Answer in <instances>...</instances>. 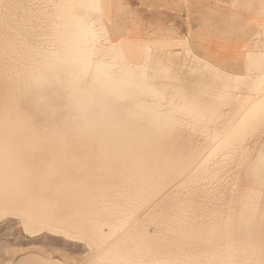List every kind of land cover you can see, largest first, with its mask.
<instances>
[{
    "label": "bare ground",
    "instance_id": "1",
    "mask_svg": "<svg viewBox=\"0 0 264 264\" xmlns=\"http://www.w3.org/2000/svg\"><path fill=\"white\" fill-rule=\"evenodd\" d=\"M105 7L0 0V217L86 247L78 264H264V41L233 21L201 46L221 85L183 86L184 56L117 43Z\"/></svg>",
    "mask_w": 264,
    "mask_h": 264
},
{
    "label": "rangeland",
    "instance_id": "2",
    "mask_svg": "<svg viewBox=\"0 0 264 264\" xmlns=\"http://www.w3.org/2000/svg\"><path fill=\"white\" fill-rule=\"evenodd\" d=\"M148 1L151 3L148 6L149 11H145L143 9L139 10L138 5L130 7L127 0H105V9H108V12L111 13L110 19H108L106 14H102V20L106 23V28L108 30L107 36L115 40L118 39L117 43L122 37L128 40L138 39L139 42L151 45L154 52H160L162 50L167 52L170 50L173 51V57H176L178 54L184 56L186 64L180 68L183 71L181 72L183 79L180 81V84L183 86H193L194 83L205 86L208 83L205 79H207L209 75L215 76L214 73L217 76L221 75V73L219 74V72L215 70L211 71V69L210 73L207 66H205V68L203 67L205 63L208 64L216 60L213 59L214 57L210 54L211 52L203 50L201 46L213 45L210 41L217 36L224 35L229 29H232L233 24L231 23L233 21H241L240 25L236 26L241 27V31L237 36L244 38V40L240 41L244 43L249 40H251L250 43L255 40L264 41V7L261 8L257 14L253 10L252 12L250 9L238 6L233 0H210L209 5H201L197 8V11H194V35H190L185 28H183L184 31H181L179 28L184 26L182 24L190 20L186 17L187 9L191 8L193 3L198 4L199 0H163L162 3H156L153 0V3L151 0ZM142 7L144 6L142 5ZM122 10L127 13V15L129 14L127 16V21L125 19V25H121V23L118 22L121 20L119 17ZM144 12L148 15L145 16ZM196 22L198 24H196ZM116 23L120 32L113 33L112 29L115 27ZM198 33L200 35H198ZM192 36H197L198 40L195 39L197 41H194V37ZM127 39L126 41H128ZM152 43L161 46L154 48ZM195 54H198L199 57ZM195 60H202L200 62L198 61V63L201 64L199 66L197 64V71H195ZM203 61L205 62L204 64ZM239 66L236 72L238 74L244 73L246 70L245 63ZM202 74L204 75L201 77ZM163 75L164 72L161 71V76ZM224 78L225 77L221 75L218 80H215L214 85H221ZM237 79H235L236 82L241 85L242 79ZM173 84H176L174 80ZM238 87L237 90H240L241 87ZM220 108L224 109V104ZM184 118L188 119L189 116L186 117L185 115ZM206 118H209V116H206ZM223 118L221 120L219 119L220 124L225 122ZM203 121L202 123L205 124L209 122L208 119ZM261 131L262 130H260L259 133H261ZM173 132L175 134L180 132L181 135L190 134L197 140L204 138V135H206L201 134L204 133V131L191 128L190 124L183 125V128L179 126L176 128L174 127ZM251 139L252 137L248 136V140ZM262 140L264 141V138ZM248 147L250 150L254 149V151L257 149L253 144ZM236 165H238V162ZM262 166H264V164ZM87 255L88 250L86 247L75 245L65 240L63 237H54V235L48 232L32 234L26 230L19 217L13 215L0 217V264H20L22 261L33 256H43L50 260L59 259L65 261V259H68L69 263L78 264L87 257Z\"/></svg>",
    "mask_w": 264,
    "mask_h": 264
},
{
    "label": "crops",
    "instance_id": "3",
    "mask_svg": "<svg viewBox=\"0 0 264 264\" xmlns=\"http://www.w3.org/2000/svg\"><path fill=\"white\" fill-rule=\"evenodd\" d=\"M128 1V4L130 7H133L135 5H138V9H143L145 11H149L148 10V6L151 4L148 0H127ZM152 1V0H151ZM154 2L158 3V2H163V0H153ZM152 1V3H153ZM234 1V0H233ZM245 1V2H244ZM254 0H235V2L237 3L238 6H243L247 9H250L251 11L253 10L254 12H256L257 14L259 13L260 9L264 7V0H262V4L259 6V7H256L254 8L252 6V3H253ZM202 2V3H200ZM233 2V3H235ZM210 3V0H199L198 4H192V7L187 9V12H186V17L187 19H190L189 21L185 22V24H182L184 26H181L179 29L181 31H184L183 28L186 29L187 33L190 34V33H193L194 31V26H195V13L194 11L196 10L197 11V8L201 5H209ZM142 5L144 7H142ZM264 9V8H263ZM252 11V12H253ZM145 16H147L148 14L146 12H144ZM198 24V23H196ZM208 50H209V47H208Z\"/></svg>",
    "mask_w": 264,
    "mask_h": 264
}]
</instances>
